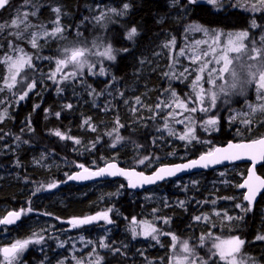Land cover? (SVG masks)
<instances>
[{"label": "trees", "instance_id": "trees-1", "mask_svg": "<svg viewBox=\"0 0 264 264\" xmlns=\"http://www.w3.org/2000/svg\"><path fill=\"white\" fill-rule=\"evenodd\" d=\"M22 2L11 0L8 8L0 12V23H7L11 17L7 13L21 7ZM124 3L130 4L124 17L108 11L112 8L120 11ZM45 5L38 24L51 21L56 16L52 8L59 6L60 24L68 26L69 40L73 38L75 28L86 38L103 33L105 42L115 50L116 60L104 66L106 73L103 76L85 74L74 84L62 82L64 90L57 93V85L47 79L49 59L40 60L50 58L59 43H40L31 50L34 69L28 68L22 73H27L25 83L39 81L41 77L46 80L37 84V94L29 93V97L18 105L3 106L6 118L0 122V135H3L0 140V218L23 207H31L34 211L13 225H0V246L11 245L44 230V245H31L23 259L24 264H41L42 259L51 264H56L57 259L76 264L74 257L82 264L89 261L95 264L91 249L103 257L101 264H167V237L155 243L134 238L130 231L133 219L136 223L151 220L157 225L159 220L167 218L166 229L190 241L200 242V238L207 234L239 236L245 240L242 255L264 264V241L255 240L257 235L264 234V196L246 215L233 207L235 203L243 202L236 185L246 174L245 164L170 180L139 193L127 190L122 179L84 186H75L68 179L72 172L81 169L79 165L96 170L114 161L123 168L147 173L152 171L150 162L173 164L203 154L199 143L192 142L183 149L185 143L168 135L166 129L163 134L158 131L165 120L169 127L177 126V108L172 103L170 91H175L178 99L185 103L193 97L189 87L194 68L189 69V77L178 71L175 74L168 53L176 51L187 28L192 25H199L209 33L219 31L225 34L249 30L251 22L258 20L260 23L262 16H249L231 3L219 7L204 4L186 14L179 6L173 7L171 0H46ZM101 10L110 16L106 29L102 25L98 29L99 23L94 19ZM177 12L182 15L176 20ZM132 27L137 29V35L127 41L125 35ZM91 28L93 32H90ZM9 37L6 31L1 34L0 56L2 48H8ZM173 38L175 45H171ZM165 43L169 47H162ZM3 70L0 63V79ZM90 89L102 94H89ZM0 97L7 99L9 95L3 93ZM137 97L140 98L139 104ZM163 100L169 101L173 108L157 110V102ZM69 103L72 108H65L64 105ZM37 104L38 108L35 107ZM165 113L169 115L165 116ZM86 119L89 121L87 125L84 123ZM26 120L30 126L25 125ZM226 128L221 120L218 132L204 135L197 127L195 135L198 139L212 140L215 146L229 141L239 142ZM57 130L72 139L54 135ZM249 131L243 138L246 141L263 136L264 127L260 125ZM117 135L123 139L112 147ZM17 136L20 142L15 139ZM181 152L186 153L182 159L166 160L168 155ZM145 156L153 159L146 161V165L140 164L139 160ZM257 170L258 173L264 170V164ZM214 180L219 185L216 191L207 183ZM53 183L57 186L48 189L47 185ZM38 187L41 191L36 193ZM212 200L216 203L205 202ZM108 209L112 210L109 217L113 224L100 220L69 229L70 220L97 215ZM217 212H227L231 216L239 214L244 218L229 221ZM197 216L201 219L196 220ZM100 240L109 247L99 248L97 242ZM60 242L65 243L64 248L57 247Z\"/></svg>", "mask_w": 264, "mask_h": 264}, {"label": "snow or ice", "instance_id": "snow-or-ice-1", "mask_svg": "<svg viewBox=\"0 0 264 264\" xmlns=\"http://www.w3.org/2000/svg\"><path fill=\"white\" fill-rule=\"evenodd\" d=\"M172 6L176 7L179 6V8L183 9L184 13L186 14L188 11L193 10L197 6H204L205 3L212 5L214 7H219L220 0H171ZM259 7L256 3H252L250 5V10L255 11H264V0H258ZM11 4V0H0V10H6L8 6ZM42 5L38 4L37 0H23L21 7L16 9V16L13 18L9 24L0 23V34L4 33L6 28H12L15 29L14 31H10L8 35L15 37L16 39H27L28 37L31 38V44L32 47H37V39L40 35H48L46 31H40V32H28V29L32 27V23L29 20V15L36 16L37 13L40 11V7ZM130 8V4L124 3L122 6V10L117 11V9L112 8L108 11L115 15H125L127 13V10ZM52 11L56 13L55 18V28L53 29L52 34L61 32L60 24V12L61 9L59 6L53 7ZM179 15V13H177ZM97 23H100L102 20L110 19V17L107 15V13L104 10L100 11V14L97 15L94 18ZM258 25L256 24V21H252V27L255 28ZM198 30L205 31L207 34V30L200 29L199 25L195 26ZM262 31H264V27H262ZM25 33H27V36H25ZM137 35V29L135 27H132L130 31L127 32V38L131 40L134 36ZM236 43L233 42L231 36L229 37L228 45L225 47L224 54L219 57V60L222 61V67L219 68V71L216 72L214 76H210L209 82L213 85L215 84L216 80H225V73H229L232 77L233 83L230 87L235 88L236 84L235 81L237 79L238 73L235 71V69H231L230 66L233 62V60L239 59L238 56H229L227 53L230 52L231 49L237 48L244 38L248 37L249 33L248 31H242L239 33H235ZM216 39L218 40L219 37L217 36ZM261 40L264 41V36L261 37ZM215 42V41H214ZM176 41L175 38L171 40V45H175ZM197 43H200L197 41ZM251 47L248 51V58L249 59H255L256 55H264V51L261 50L260 47L256 46V41L253 40L250 42ZM103 47V51H98L96 49ZM162 47H169V44L165 43ZM9 48L12 49V52H19L23 53V49L19 47H14L13 42L9 41ZM211 51H215L214 48L210 49ZM124 51H127L125 49ZM181 55L184 54V50H180ZM202 56H208L209 50H204L201 54ZM201 55H195L191 57L193 62L199 61L201 59ZM90 56H97V57H104L107 58L109 61H115L116 55L114 54V49L111 45H105L101 46L96 41L92 42V46L89 47L87 44L78 42L73 43L70 46H65L63 48L62 53L58 58L55 59V65L56 69L55 71L50 72L47 74V79L51 80L54 84L57 85L56 91L57 93H61L64 89L61 87L62 82H69L74 84V82L78 81L80 78L84 75V69L87 67L89 70V73L92 75H95L96 73L93 71V69L96 67V62L91 61L89 57ZM49 59V58H45ZM32 57L26 53L19 56H13L11 53L7 54L3 57V61L8 65V70L10 73V76L7 79H4V84L6 85L8 90H11L16 87L17 83H20L22 85V90L12 92L11 96L7 99L0 97V122L3 121V119L6 118L5 113V107L3 106H11L13 104L18 105L21 101H24L26 98L29 97V93L37 94V84L43 82L44 77H41L39 81L37 80H28L27 83L25 81L27 80V73H24V75H21V72L27 66L29 69H34L33 64L31 63ZM71 66L69 72L65 73L61 77H57V73L60 72L63 68ZM184 71H187V69H184ZM215 71V69H213ZM99 73L101 75H104L106 73V69L104 67L99 68ZM167 75V74H166ZM249 75H253V73H249ZM19 77V81L17 78ZM111 79L114 80V77H111ZM196 80H200V76H196ZM107 83V81H106ZM227 83V81H225ZM256 86L257 92H259L261 89H264V73L260 74V76L252 82ZM221 92H225L227 94V90L225 89L224 85L220 86ZM5 91L4 88H0V92ZM95 93V89H90L89 94ZM96 95H100L102 93H95ZM121 96H123V93H120ZM169 95L173 98V100L176 102L178 107L184 108L186 107L185 102L180 101L177 97V93L175 91H170ZM210 96V104L203 107L201 111L203 112H209L211 106L216 105L217 103V94L216 93H209ZM137 103H140V98L137 97ZM171 103L167 100L158 101L156 105V109L159 110L162 107H168L171 108ZM36 108L39 107V104L35 105ZM65 108L71 109L72 104H66L64 105ZM135 110V109H134ZM191 112H196L197 109L195 107H192L190 109ZM57 116L60 115V113H56ZM157 115H159V111H157ZM169 115V113H165V116ZM217 119L216 118H208L203 120V127L205 131H211L216 129L217 125ZM86 125L89 123V121L86 119L84 122ZM26 126H30L29 121H25ZM167 130L168 135H175L174 130L169 127V122L167 120L164 121L162 128L158 129V131H161L163 134L164 130ZM95 130V129H93ZM54 135L60 137L61 139H72L71 137H66L65 134L61 133L59 130L55 131L53 133ZM111 135V134H110ZM161 138H163L161 136ZM181 141H187V143H192L193 141H197L198 137L194 134H192V129H188V131L185 134L179 135L177 137ZM3 139V135H0V140ZM15 139L20 142V137L17 136ZM123 138L119 135L115 137V142L113 143L112 147L116 146V143H119ZM75 143L79 144V140H75ZM23 143H27V141H23ZM95 146V142L93 143V147ZM259 146V147H257ZM234 150V151H233ZM215 152L220 154L215 157V159L209 160L210 157L213 156L212 152H208L205 155H201L199 157V160H193L190 162V164H183L175 166L176 169H179L181 171L187 170L192 167H207L209 163L216 164L221 163L223 161H234L239 159H248L251 162V169L248 172L247 180H245L243 183H240L236 185L237 187L241 189H245L246 191L241 192L240 195L242 197L243 202H237L233 205L234 208L240 209L241 212H243L245 215L248 212H251L253 210V207L255 203L257 202L258 196H264V179H261L259 176H256L254 173V169L257 163L264 162V138L253 140L251 143L247 144H232L229 143L227 148H217L215 149ZM153 159V157L145 156L143 159L139 160L140 164H145L146 161L150 162ZM205 163H201V162ZM79 167L83 168L85 172H88V176H72L69 175L68 179H89L94 178L97 176H112V175H125V176H143V173H136V172H126L121 171L117 168L115 164L108 165L109 168L116 169L115 172H108L105 168H99L95 172H89V169L85 168L84 165H79ZM175 172L171 168L167 167H160L158 170L154 173V178L148 177L147 182L154 183L158 180L165 179L166 176L174 175ZM223 175V173H221ZM57 185L55 183L47 185L48 189L55 188ZM130 187H136V184L129 180ZM41 191V188L38 187L35 192L39 193ZM224 199H235V197H224ZM205 202H211L213 204L216 203L215 200L212 201H205ZM181 206H183L184 202H180ZM34 210L31 207H23L19 211H12L7 214V217L0 218V225H10L16 223V221L20 220L22 216H27L30 213H32ZM111 209H108L107 211H103L98 213L97 215L89 216L83 219H75L70 220L69 223L73 225V227L80 226V225H86L91 224L93 221H96L97 219L102 220L106 222L107 224L111 225L114 223V221L109 217V212H111ZM219 216H222V218H226L227 220H242L244 217L237 214L236 216H231L227 212L221 214L220 212L216 213ZM164 223H168L167 218H163ZM196 220H200L201 217L197 216L195 217ZM132 224L135 225L136 221L135 219L132 220ZM133 237L135 238L138 233L136 230V227H132L130 229ZM144 236L146 238H151L152 240H156L157 243H160V240L158 237L160 235H167L168 233H165L163 231L158 232L155 227H149L147 231H145ZM173 240L176 239V237L173 235ZM256 241H264V234H259L255 237ZM46 241V237L44 235V230H42L39 233H33L30 237L26 239H18L15 242L11 243L10 247H3L0 248V253H3L6 264H23V254L28 250L30 245H41L43 246ZM201 244L204 242V237L200 238ZM90 243V242H89ZM245 244V240L242 239L239 236L233 237L229 240H220L219 238H216V242L212 244V248L216 249L219 253V256L222 260H225V264H235V257H232V253H239L242 246ZM97 246L99 248H108L109 245L105 243L104 240H100L97 242ZM57 247L64 248L65 243L60 242ZM74 247V245H73ZM41 251H43V247H41ZM90 251L93 252L92 260L95 262V264H101V261L103 260V257L99 255L98 252L95 251V249H91ZM119 251V250H116ZM183 251L188 252L190 254H194L193 249H189L188 243L183 242ZM216 253H212V255H215ZM228 257H232L231 259H228ZM76 259V264H82L81 260ZM41 264H51L50 261H44L42 259ZM56 264H69V261L66 259H57ZM88 264H92V261H89ZM248 264H260L259 261L253 260L251 258H248Z\"/></svg>", "mask_w": 264, "mask_h": 264}, {"label": "rangeland", "instance_id": "rangeland-1", "mask_svg": "<svg viewBox=\"0 0 264 264\" xmlns=\"http://www.w3.org/2000/svg\"><path fill=\"white\" fill-rule=\"evenodd\" d=\"M38 4L42 5L40 7V11L37 13L36 16L29 15V20L32 23V27L28 29V32H40V31H46L48 35H40L37 39V47L40 43L43 44H49V41H57L59 43V46L54 48L53 53H51L49 56V62H50V72L55 71L56 65H55V59L60 56V54L63 51V48L65 46H70L73 43L82 42L87 44L89 47L92 46V42L96 41L99 45L105 46V45H111L109 43L105 42V36L103 33L101 34H94L93 36H89L86 38L84 33L81 35L78 33V31L73 30L75 33L72 36L73 38L69 40L68 35V26H62L61 32L52 34L53 29L55 28V17L51 21H48L45 24H38V19L40 18V13L42 12V8H44L46 5V0H37ZM224 3H231L233 7L239 9L240 11L248 14L249 16H259L261 17L260 23L258 20H256L257 27H252V22L250 24L249 30H243L248 31L249 35L248 37L244 38L241 42V44L235 48L231 49L227 55L231 56H238L239 59L233 60L231 66V69H235V71L238 73L237 79L235 81L236 87L232 88L230 87L233 83L232 77L229 73H225V80H216L215 84L209 82L210 76H214L216 72L219 71V68L222 67V61L219 60V57L224 54L225 47L228 45L229 37L231 36L234 43H236L235 33L238 32H213L209 33L207 31V34L205 31L198 30L195 26L192 25L187 28L185 37H182L179 46L175 48L176 51L170 50L168 53V57L170 58L168 61L171 64V66L175 70V74L178 72L184 73L186 77H189L190 72L189 69L194 68V77L192 78V84H188L189 91H193V97L192 99L188 100V103L192 106H189L188 103H185L186 107L181 108L178 107L176 102L173 100V104H175V108H177V113L175 114L178 119H176V125L177 126L171 127L174 130L175 137L179 142H184L185 147L183 149H186L191 145V143H187V141H181L177 137L179 135L185 134L188 129H192V134L195 135V131L197 130V127L204 135H209L218 132L219 130V123L221 120L224 121V123L227 125L226 130L230 131L232 135L236 136L239 141H246L244 140V136L249 133V129L258 128L260 125H263L264 127V89H261L259 92L256 90V86L254 83V80L257 79L260 76L261 68H264V59H261V57H264V55H256L255 59H249L248 58V51L250 50L251 44L250 42L255 40L256 46L260 47L262 51H264V41L261 40V37L264 36V31H262V27H264V11H251L250 5L252 3H256L259 7L258 0H220V4ZM207 4V3H205ZM209 5V4H208ZM20 7V6H19ZM17 9V8H16ZM16 9H14L10 14L11 17L6 22H3L5 24H9L10 21L15 18L16 16ZM184 12V11H183ZM178 13V12H177ZM175 14V19L177 20L180 18L181 12H179V15ZM182 15V14H181ZM110 17V16H109ZM124 17V15L120 16ZM110 19L102 20L99 23L98 29H101V25L106 29V27L109 24ZM94 24V22H93ZM200 29H203L201 26H199ZM15 29L12 28H6V34H8L10 31H14ZM205 30V29H204ZM94 30L91 28L90 32H93ZM78 33V34H76ZM100 33V32H99ZM10 36V35H9ZM25 36H27V33H25ZM219 37L217 40L216 37ZM1 37V34H0ZM125 38L127 41H131L127 38V34L125 35ZM9 41L13 42L14 47H19L23 49V53L19 52H12V49L8 48L5 50L2 48V54L0 56V63L3 65V75L0 79V88H4L5 91L0 92L2 95L8 94L9 97L11 96L12 92H16L19 90H22V85L20 83H17L16 87L8 90L6 85L4 84V79H7L10 76L8 65L3 61V57L7 54H12L13 56H19L23 55L24 53L30 55L33 60V52L32 49H35L32 47L31 44V38L28 37L27 39H16L13 36H10ZM8 41V42H9ZM40 41V42H39ZM199 41L200 43H197ZM215 41V42H214ZM22 42V43H19ZM53 43L49 44L52 45ZM214 48L215 51H211L210 49ZM114 49V48H113ZM184 50V54L181 55L180 50ZM1 50V47H0ZM98 51H103V47H100L96 49ZM204 50H209L208 56H202V52ZM7 52V54H5ZM115 52V50H114ZM115 54V53H114ZM195 55H201V59L199 61L193 62L191 57ZM37 59V58H36ZM90 62L95 61L96 67L93 69V71L96 73L95 75H92L89 73L88 68L86 67L84 71V75H90V76H103L99 73V68L104 67L107 64L112 63L113 61L107 60V58L104 57H97V56H90L89 57ZM31 60V63L33 64ZM45 60L41 59L40 61ZM162 61V60H161ZM250 61H255V63H250ZM71 66L63 68L60 72L57 73V77L63 76L65 73L69 72ZM27 70L28 67L25 66L23 71L21 72V75L24 72V70ZM184 69H187V71H184ZM215 69V71H213ZM26 73V71H25ZM172 73V71H171ZM249 73H253V75H249ZM83 75V76H84ZM200 76V80H196V76ZM185 77V79H186ZM19 81V77L17 78ZM46 80V78H44ZM172 80V78H171ZM170 80V82H171ZM227 81V83H225ZM224 85L225 89L227 90V94L225 92H221L220 86ZM209 93H216L217 94V103L214 106H211L209 112H203L201 109L207 105L210 104V96ZM173 108V106H171ZM192 107H195L197 109L196 112H191L190 109ZM172 115L171 117H173ZM208 118H216L217 119V125L215 130L211 131H205L203 127V120ZM167 133V132H166ZM243 139V140H242ZM193 143H199L200 146L205 153L211 152L215 145H213L212 140L210 139H198L197 141H193ZM203 152V153H204ZM186 155L185 152L181 153H173L168 155L166 160L169 159H182L183 156ZM161 165L160 162L154 161L150 162V169H154L157 166ZM149 173V172H147ZM260 175H264V170H261L259 172ZM186 181V180H185ZM191 182V181H190ZM209 188H214L213 190L216 191L219 188V185L216 183V181L207 182ZM226 188V186H225ZM242 192V191H240ZM100 220L97 219L93 223L99 222ZM166 223H164V219L159 220L158 224L151 220H147L145 223H136L135 225H132V227H136L138 235L135 238H139L140 240L149 241V242H156V240H152L150 237L146 238L144 236V232L149 229V227H155L158 232L163 231L165 233H168L167 235H160L158 239L167 237V245H168V262L167 264H225V260H222L219 256V253L216 249L212 248V244L216 242V238H219L220 240H229L236 236H219L217 234H207L204 236V242L201 244V242L192 240L186 238H179L172 234L170 231L166 229ZM82 226V225H80ZM76 226L69 228L70 230L76 229ZM1 233V237H2ZM173 235L176 237L175 240L172 239ZM183 242H187L189 249L194 250V254H190L188 252L183 251ZM31 246V245H30ZM29 246V247H30ZM2 246H0L1 248ZM204 249V250H202ZM202 250V252H200ZM212 253H216L215 255H212ZM27 254V251L23 254V259L25 255ZM232 257H235V264H248V256L242 255V248L239 253H232ZM232 257H228V259H231ZM0 264H6L5 258H2L0 256ZM24 264V263H23Z\"/></svg>", "mask_w": 264, "mask_h": 264}, {"label": "water", "instance_id": "water-1", "mask_svg": "<svg viewBox=\"0 0 264 264\" xmlns=\"http://www.w3.org/2000/svg\"><path fill=\"white\" fill-rule=\"evenodd\" d=\"M1 11L2 10H0V12ZM262 138H264V135L261 136V137H259V138H257V139H254V140H258V139H262ZM252 141L253 140L239 141V142L229 141V142H226L223 145H218V146L214 147L213 150L211 151L213 153V156L210 157L209 160L215 159L216 156L220 155V154H218V153L215 152V149H217V148H227V146H228L229 143H232V144H247V143H251ZM257 147H259V146H257ZM205 154L206 153H203L201 155H205ZM201 155H199L198 157H196L194 159L185 160V161L178 162V163L159 165V166H157L156 168H154L149 173H145V172L139 171V170H137L135 168H123L117 162L111 161V162L106 163L105 165H103L100 168H105L106 171H108V172H115L116 169H113V168H109L108 167V165L115 164L117 166V168L120 169L121 171H126V172H129V173H131V172L143 173V176H125V175L116 174V175H112V176H108V175H105V176H102V177L101 176H97V177L89 178V179H72V180L69 179V182L72 183L75 186H84V185L92 184V183H96V182L122 179L126 183L127 190H129L131 192H134V193H139L141 191L148 190V189H150V188H152V187H154L156 185L162 184V183L167 182V181H170V180L182 178V177L189 176V175H192V174H198V173H201V172H209V171H212V170H217V169L229 167V166H232V165H241V164L247 165V170H246V174H245L244 178L242 179V181L240 183H243L245 180H247V178H248L247 174H248V172L251 169V162L248 159H239V160H234V161H223L221 163H216V164L209 163L207 167H199V166H197V167H192V168H189V169L183 170V171L175 168V166L183 165V164H190V162L193 161V160H199V157ZM201 163L203 164L205 162L202 161ZM263 163L264 162L257 163L256 166H255V169H254L255 175L256 176H259L261 179H264V176L263 175H260L258 173V170L257 169ZM160 167L171 168V169L174 170L175 174L174 175H171V176H166L165 179L158 180V181H156L154 183L147 182V179H145V178H148V177L154 178L155 171L158 170ZM98 169H96V170L89 169V172H95ZM70 175H72V176H77V175H80V176H88L89 173L88 172H85L84 169L81 168V169H78V170L72 172ZM129 180H131L132 182H134L136 184V187H130V186H128L129 185ZM239 190H241L242 192L246 191L245 189H241V188H239ZM260 197L261 196H258L257 197V202H258V200H259ZM10 212H12V211H10ZM8 213H6L3 218L7 217V214ZM18 221H16V223ZM10 225H13V224H10ZM2 226L6 227V226H9V225H2ZM3 247H10V245H5ZM3 247H1V248H3ZM0 255H1V257L4 258L3 253H0Z\"/></svg>", "mask_w": 264, "mask_h": 264}, {"label": "clouds", "instance_id": "clouds-1", "mask_svg": "<svg viewBox=\"0 0 264 264\" xmlns=\"http://www.w3.org/2000/svg\"><path fill=\"white\" fill-rule=\"evenodd\" d=\"M261 59H264V57H261ZM250 63H255V61H250ZM261 73H264V68H261ZM257 78H258V75H257Z\"/></svg>", "mask_w": 264, "mask_h": 264}]
</instances>
